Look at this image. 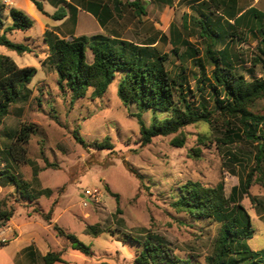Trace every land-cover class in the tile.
<instances>
[{
    "label": "rangeland",
    "instance_id": "rangeland-1",
    "mask_svg": "<svg viewBox=\"0 0 264 264\" xmlns=\"http://www.w3.org/2000/svg\"><path fill=\"white\" fill-rule=\"evenodd\" d=\"M26 1L15 0L9 8L10 0H0V34L9 24L8 10H20L29 17ZM36 1L46 10L51 8L45 0ZM238 2L242 9L253 2L257 10L264 12V0ZM222 9L178 5L168 14L151 17L144 23L126 15V29L122 26L118 32L124 39L152 45L159 54H166L168 70L173 67V71L179 72L182 64L186 85L193 89L192 74L197 69L189 60L180 63L175 58L169 29L171 36L178 33L201 51L199 29L192 20L210 13L213 19ZM183 16L187 21L185 30ZM40 34L39 25L34 23L25 32L6 33L10 41L30 48L29 53L17 55L0 47V55L9 57L19 68L36 69L28 85L30 94L10 107L0 125V172L8 166L7 133L21 124L36 127L24 146L26 158L33 166H10V171L28 184L31 199L23 198L0 176V211L13 210L7 222L0 220V264H43L42 257L47 253L61 258V263L54 264H133L141 248L132 239L142 242L148 236L161 239L182 259L205 264L206 257L212 255L220 225L176 210L173 204L178 189L189 181L210 188L222 183L228 197L231 188L245 180L254 168L252 148L244 142L221 145V121L212 126L189 125L173 135L154 137L141 145L135 117L139 111L135 105L124 107L116 96L120 77L114 78L101 97H92L89 90L85 97L71 102L70 93L57 86L56 75L45 62L48 48ZM83 34L89 36L90 32ZM163 35L164 41L160 39ZM255 46L256 41L247 36L244 42H229L217 48L229 47L232 56L237 57H232L235 68L239 66L237 71L249 79L261 75L258 67L252 70L250 66ZM178 51L184 49L178 47ZM86 59L91 62L88 50ZM258 109L264 113L263 101ZM140 115L146 127L154 116H166L151 111ZM180 135L184 138L183 147H173L171 140ZM34 166L38 169L37 181L32 179ZM240 204L253 229L252 238L247 241L249 248L264 250V166L253 172L248 194ZM50 210V219L46 220ZM66 236L87 246L88 253L74 249Z\"/></svg>",
    "mask_w": 264,
    "mask_h": 264
},
{
    "label": "trees",
    "instance_id": "trees-1",
    "mask_svg": "<svg viewBox=\"0 0 264 264\" xmlns=\"http://www.w3.org/2000/svg\"><path fill=\"white\" fill-rule=\"evenodd\" d=\"M31 2L42 12L41 3L35 0ZM212 3L218 11L220 1ZM129 7L135 18L144 16L145 11L138 1ZM210 15L201 14V19L192 20L199 29L198 37L203 43L201 51L189 45L178 33L169 40L175 58L180 63L189 60L197 69L192 74L193 89L186 85L182 64L179 72L173 71V67L168 70V56L159 54L152 45H138L100 34L66 40L45 32L44 41L48 46L45 62L56 75L57 86L70 93L71 102L85 97L89 90H92V97H101L114 78L119 76L116 96L124 107L135 105L139 111L135 117L141 145L148 144L154 137L173 135L189 125L204 123L212 126L218 121L223 127L219 139L221 145L247 143L253 150L254 168L245 180H240L237 186L231 188L228 197L224 195L222 183L210 188L189 181L178 189L173 206L194 218L210 219L220 225L212 255L206 257L205 264H264V250L253 251L247 244L252 238L253 229L249 215L240 204L241 198L248 194L253 172L264 166V113L258 109L259 102H264V15L250 8L236 17L234 11L227 12L224 7L217 17L212 19ZM64 17L62 8L50 16L52 20H62ZM7 20L9 24L0 34V47L17 55L29 53L30 48L10 41L6 33L25 32L32 27L33 21L15 9L8 10ZM182 20V29L185 30L187 21L184 16ZM247 36L256 41L250 66L252 70L259 68L261 75L258 78L246 79L237 71L240 67L235 68L232 62L235 56H232V50L229 47L217 48L222 44L227 46L229 42H244ZM160 39L164 41L166 36ZM178 47L184 51H178ZM87 50L91 54V62H87ZM35 74V68H19L9 57L0 55V125L10 107L30 94L28 85ZM147 111L166 116L162 119L154 116L146 127L140 113ZM35 132L33 124H21L18 129L7 133L5 161L8 166L0 172V176L26 199H31L28 184L18 179L10 171V166H33L26 158L24 146ZM171 145L183 147L184 138L181 135L174 137ZM106 146L110 145L106 143ZM230 156L234 158L233 154ZM37 172L34 166L33 181H37ZM114 196L117 200V195ZM50 213L51 210L44 217L46 220L50 219ZM12 216L13 210L0 211V220L7 222ZM55 230L63 236L61 230ZM90 230L97 234L94 228L90 227ZM66 238L74 249L88 253V247L75 237ZM132 241L141 248L133 264H193L189 259L178 257L158 237L148 236L142 242L133 238ZM42 262L54 264L62 260L55 253H47L42 257Z\"/></svg>",
    "mask_w": 264,
    "mask_h": 264
},
{
    "label": "crops",
    "instance_id": "crops-1",
    "mask_svg": "<svg viewBox=\"0 0 264 264\" xmlns=\"http://www.w3.org/2000/svg\"><path fill=\"white\" fill-rule=\"evenodd\" d=\"M15 0H10V6ZM36 1V0H35ZM50 3L51 8L46 10L41 3L42 12L38 11L31 0H27V6L30 11L29 17L34 24H38L40 28V35L51 32L60 39L70 40L80 36H86L85 32L89 31V36L92 35H104L110 38H116L132 42L131 40L124 39L119 34V29H126V22L123 21L126 15L130 18L136 19L138 22L150 21L151 17L162 15L169 10H174L178 5L180 6H196L214 7V2L221 3L227 12H233L236 17L243 14L250 8L262 13L263 11L257 10L255 4H251L242 9L238 0H45ZM138 1L145 11L144 16L135 18L133 10L129 7L133 2ZM256 3V0H253ZM62 8L65 11V17L62 20H52L50 16L56 11V9ZM20 11V10H19ZM54 11V12H53ZM232 23V21H230ZM82 29V30H81ZM128 29V28H127ZM171 38V28L169 29ZM87 36V37H89ZM45 42V41H44ZM135 43V42H132ZM46 44V43H45ZM137 44V43H135ZM47 45V44H46ZM143 45V44H138ZM48 48V46H47Z\"/></svg>",
    "mask_w": 264,
    "mask_h": 264
},
{
    "label": "built area",
    "instance_id": "built-area-1",
    "mask_svg": "<svg viewBox=\"0 0 264 264\" xmlns=\"http://www.w3.org/2000/svg\"><path fill=\"white\" fill-rule=\"evenodd\" d=\"M87 194L89 195V192Z\"/></svg>",
    "mask_w": 264,
    "mask_h": 264
}]
</instances>
